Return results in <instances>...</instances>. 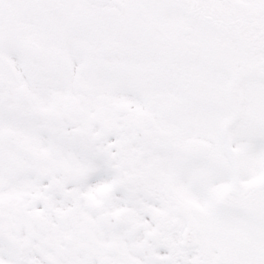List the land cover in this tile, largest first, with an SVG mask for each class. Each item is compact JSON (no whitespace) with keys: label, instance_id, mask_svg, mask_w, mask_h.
Returning <instances> with one entry per match:
<instances>
[{"label":"snow or ice","instance_id":"obj_1","mask_svg":"<svg viewBox=\"0 0 264 264\" xmlns=\"http://www.w3.org/2000/svg\"><path fill=\"white\" fill-rule=\"evenodd\" d=\"M0 264H264V0H0Z\"/></svg>","mask_w":264,"mask_h":264}]
</instances>
